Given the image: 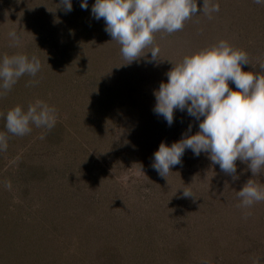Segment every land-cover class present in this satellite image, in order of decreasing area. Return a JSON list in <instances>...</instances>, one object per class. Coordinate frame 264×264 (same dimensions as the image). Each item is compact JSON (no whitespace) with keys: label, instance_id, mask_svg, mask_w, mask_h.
Returning <instances> with one entry per match:
<instances>
[{"label":"rangeland","instance_id":"1","mask_svg":"<svg viewBox=\"0 0 264 264\" xmlns=\"http://www.w3.org/2000/svg\"><path fill=\"white\" fill-rule=\"evenodd\" d=\"M81 3L66 13L60 0H0V58L34 55L42 65L0 96V132L16 105L39 99L57 115L51 130L9 134L0 151V264H264V201L245 209L237 196L251 178L264 186V171L252 177L237 160L233 179L191 150L168 180L152 167L162 142L180 140L190 124L191 134L199 130L186 110L171 126L154 113L171 61L225 40L256 66L245 71H260L264 4L212 0L211 18L198 13L180 31L155 34L158 63L149 52L124 64L104 20L92 16L95 0L87 10ZM12 30L22 34L18 47Z\"/></svg>","mask_w":264,"mask_h":264},{"label":"clouds","instance_id":"2","mask_svg":"<svg viewBox=\"0 0 264 264\" xmlns=\"http://www.w3.org/2000/svg\"><path fill=\"white\" fill-rule=\"evenodd\" d=\"M253 2L264 4V0ZM59 6L70 12L72 0H60ZM81 8L87 10L88 0H82ZM218 11L219 4L212 0H203L202 9L197 0H95L91 8L95 19L104 20L111 41L120 45L124 64L138 61L149 52V62L158 63L162 59L159 46L154 45L156 33L172 34L182 30L193 15L203 13L211 18ZM8 35L11 47L20 46L22 34L12 30ZM171 62L174 66L166 73L167 80L154 91V113L171 126L175 111L186 110L199 121V130L191 134L190 124L180 140L171 145L162 142L153 156L154 170L168 180L172 168L182 163L185 151L191 150L195 156L205 153L213 165H219L233 179L238 178L237 160L247 165L252 177L260 175L264 171V63L260 71H245V65L256 66L246 51L225 40L185 56L179 63ZM41 67L34 55L30 58L5 53L0 58V96L6 95L23 76L35 77ZM4 119L6 131L0 132V151L7 150L9 134L23 137L32 132V126L51 130L57 115L54 107L38 99L26 109L14 106ZM6 186L11 187L10 183ZM181 188L183 197H196L190 188ZM237 196L241 200L239 207L251 208L264 201V186L251 178Z\"/></svg>","mask_w":264,"mask_h":264}]
</instances>
